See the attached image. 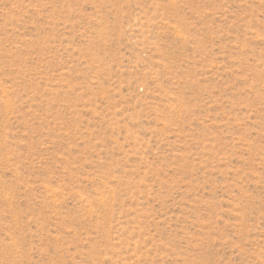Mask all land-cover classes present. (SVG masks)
I'll return each instance as SVG.
<instances>
[{"label": "rangeland", "instance_id": "rangeland-1", "mask_svg": "<svg viewBox=\"0 0 264 264\" xmlns=\"http://www.w3.org/2000/svg\"><path fill=\"white\" fill-rule=\"evenodd\" d=\"M0 264H264V0H0Z\"/></svg>", "mask_w": 264, "mask_h": 264}]
</instances>
